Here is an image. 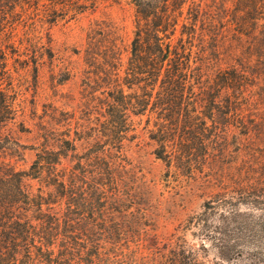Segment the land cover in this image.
<instances>
[{
    "label": "trees",
    "instance_id": "obj_1",
    "mask_svg": "<svg viewBox=\"0 0 264 264\" xmlns=\"http://www.w3.org/2000/svg\"><path fill=\"white\" fill-rule=\"evenodd\" d=\"M104 1L0 0V264H264V208L237 206L264 194V0H116L134 6L129 54L116 25L92 22L76 50L87 64L81 102L39 112L52 27ZM24 39L33 54L21 60ZM143 142L165 176L228 175L181 227L202 251L211 240L212 263L183 235L147 241L159 197L131 154Z\"/></svg>",
    "mask_w": 264,
    "mask_h": 264
},
{
    "label": "rangeland",
    "instance_id": "obj_2",
    "mask_svg": "<svg viewBox=\"0 0 264 264\" xmlns=\"http://www.w3.org/2000/svg\"><path fill=\"white\" fill-rule=\"evenodd\" d=\"M105 20L116 25L122 38L124 54L130 52L131 41L134 35V6L129 3H119L116 0H105L96 10H86L75 18L61 19L52 27L54 56L50 59L45 56V62L39 72V87L37 92L38 111L42 112L44 102H54L61 108H77L81 102L82 78L87 64L83 58L82 49L87 40V32L92 22ZM21 35L24 36L23 30ZM26 39L20 44L18 52L21 53V60L25 57H32L33 49L28 46ZM19 56V55H18ZM31 68H32V61ZM26 65L22 62L20 67ZM24 86L23 88H25ZM28 88V87H27ZM30 97L34 92L33 87L25 89ZM23 142H29L30 136L26 132H19ZM259 146L264 149V140L258 141ZM242 144L232 139L230 151L233 157L241 152ZM131 154L143 162L150 171L157 183L153 187V193L159 197L156 217V224L147 241L151 245L162 243L174 233L183 235L188 245L193 246L200 253V258L212 263L218 259L217 249L211 240H206L207 250L198 249L203 240L200 235L194 234L192 229H181L186 219L194 213H199L204 209V203L211 193L221 190L223 179H229L228 175H215L212 177V184L206 183L202 178H187L180 176H165V164L152 153V145L144 142L140 147L134 146ZM34 152L30 149L26 151L25 159L18 162L20 167H28ZM234 159L236 160V158ZM240 160V158L238 159ZM229 164V163H227ZM231 171L234 169L231 168ZM237 193L229 191L226 201L236 202ZM254 202H246L239 205L243 210H252L256 207L264 208V194L258 196ZM261 210V209H256ZM261 211H257L259 213ZM175 234V235H176ZM247 256L237 257L236 264H247Z\"/></svg>",
    "mask_w": 264,
    "mask_h": 264
}]
</instances>
